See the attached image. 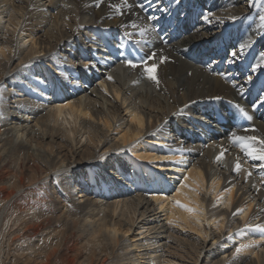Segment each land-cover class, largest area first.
<instances>
[{
  "label": "bare ground",
  "instance_id": "1",
  "mask_svg": "<svg viewBox=\"0 0 264 264\" xmlns=\"http://www.w3.org/2000/svg\"><path fill=\"white\" fill-rule=\"evenodd\" d=\"M191 1L193 8L187 0H140L146 10L118 15L108 5L119 0L99 7L96 0H0V229H15L14 248L0 245V264H145L143 256L156 264L167 254L193 264H264V232L244 228L264 224V167L227 135L264 138V117L255 118V96H264V7ZM184 5V27L174 19L161 35L160 17ZM209 12L211 24L203 19ZM230 15L237 20L217 24ZM132 21L155 26L137 43L144 57H168L157 67L158 84L111 53L109 43H130L124 33L132 29L121 25ZM187 27L189 36L171 42ZM241 43L251 47L227 63ZM89 61L98 63L86 71ZM229 101L248 111L255 133L234 127ZM221 145L227 151L218 162ZM237 156L246 170L239 174ZM116 191L123 201L114 200ZM137 215L152 239L130 237Z\"/></svg>",
  "mask_w": 264,
  "mask_h": 264
},
{
  "label": "snow or ice",
  "instance_id": "2",
  "mask_svg": "<svg viewBox=\"0 0 264 264\" xmlns=\"http://www.w3.org/2000/svg\"><path fill=\"white\" fill-rule=\"evenodd\" d=\"M104 0H96V6L99 7L100 4H102ZM113 11L118 15H123L125 11L132 12L133 9L139 8L141 11L144 9V5L140 0H119L118 3H109L108 5ZM214 14L209 12L204 14L203 19L206 23L211 24L212 18ZM157 19L156 16H149L147 17V20L149 22L155 21ZM225 19L231 20L232 22H235L237 20V16L230 15L227 18H217V24H224ZM261 20L264 21V16H261ZM121 27L125 29H132V31H125L124 36L126 39H128L130 42L133 41L134 37H139L140 39H136L135 43H142L144 42V38H146L147 34L154 30V25L149 23L148 25H141L136 23L135 21H132L130 23H124L121 25ZM166 44L167 41H164ZM251 45L248 43H241L237 46V48L233 49L230 53V59L227 61V63L235 64L237 60L241 59L244 55V50L246 48H250ZM262 59H264V53H261ZM168 57L166 56H157L156 53H152L148 56L143 57L140 61H134V60H123L122 63H124L127 67L136 69L138 67H143L144 72L147 74V77L149 80L159 83L158 78L156 76V70L159 64L167 62ZM147 61H152L151 65L147 63ZM98 62L89 61L84 64L85 70H89L92 68H95L97 66ZM261 65L257 64L255 67L251 69V71H256V68L260 67ZM217 76L223 77L225 80L228 78V73L226 72H217L215 73ZM109 80L112 79V77H108ZM246 82H251V75L247 77ZM232 87L236 88L239 95L243 96V85H241L239 88H237L236 83L232 82ZM214 99L219 100L220 97H214ZM260 105L264 106V96L259 97ZM229 104L235 109L236 112H238L242 117H244L246 120H252V116L249 115L248 111L241 107L239 103H234L232 101H229ZM253 110L257 107V105L253 104L251 106ZM165 124L167 121L164 122ZM244 132H252L255 133L257 131L254 127H245L243 128ZM228 138L232 144H238L239 150L241 153H243L244 157L247 159H250L252 161H258L260 162L258 165H255V167H264V138L258 137L256 135H238L236 131H230L228 134ZM181 153L184 151L183 149L179 150ZM227 149L223 148L221 145V151L219 155L216 156V160L219 162L223 160L225 156V152ZM167 155V154H165ZM176 165H181L184 163L183 159H179L174 161ZM235 173L239 174L243 171H246L242 167L241 158L239 156L236 157L234 168L232 169ZM252 173L250 171L247 172V175L245 176V179L247 180L248 177H250ZM184 180L187 179V177H183ZM260 179L262 182H264V172L260 173ZM181 187H186L185 184H181ZM192 191H196L195 189H192ZM230 191V189H229ZM198 194V193H197ZM166 198V197H165ZM178 207L184 208L185 206L180 204L178 201L176 202ZM186 211L191 212L192 209L186 208ZM238 212L243 215L244 210L239 209ZM233 215H236V213H233ZM169 223L171 224L172 221L170 220ZM244 228L246 229H252L255 228L256 230H259L261 232H264V224H252L250 222H245ZM243 229H240L238 231H242ZM245 245H240L235 249V253L238 255L241 253V251L245 248Z\"/></svg>",
  "mask_w": 264,
  "mask_h": 264
},
{
  "label": "rangeland",
  "instance_id": "3",
  "mask_svg": "<svg viewBox=\"0 0 264 264\" xmlns=\"http://www.w3.org/2000/svg\"><path fill=\"white\" fill-rule=\"evenodd\" d=\"M258 6L260 7V8H263L264 7V1L263 0H260L259 1V3H258ZM4 22H5V24L8 22V19L7 18H5L4 19ZM7 25H8V23H7ZM9 27V26H8ZM12 31H14L15 29H13L11 26L9 27ZM238 29H240V28H238ZM245 29H248V27H246ZM116 39V38H115ZM27 40H24L23 42H26ZM113 45H115V43L113 44ZM120 46V45H119ZM24 47H29V44H25L24 45ZM35 58H37V59H40V57H41V55H39V54H36L35 56H34ZM40 66V69L41 68H44L45 69V73L47 74V72L49 71V69L47 68L48 67V65H47V67H45L44 65H42V64H40L39 65ZM53 72L55 73V74H57L58 73V71L56 70V69H53ZM96 84H99V83H96ZM77 138V140L78 141H81V142H83V144H87V141L85 140V138H84V136H77L76 137ZM103 151H104V149H101V151H100V153H103ZM7 168H8V171H10V172H14V170H13V167H12V164H9L8 166H7ZM116 192H118V191H116ZM27 194V193H26ZM28 195V194H27ZM29 196V195H28ZM113 198H114V200L115 201H118V202H120V200L121 201H123L122 200V195H121V193L120 192H118V193H114L113 194ZM123 203V202H122ZM10 209V210H9ZM8 209V213L10 214V215H14L15 214V210H14V207L12 206V207H10ZM144 224H145V222L141 219V217H139V215H137L136 217H135V223H134V229L130 232V237H132V236H137L136 237V239H138V241H141V240H144L145 239V237H147V238H149V239H152L153 237H152V235H150V234H148V231L146 230V228H145V226H144ZM1 231H0V245H2L3 247H7L9 244L10 245H12V248H14V245H15V243H14V245H13V243L11 242V239L12 238H15L14 236H15V229L11 226V225H9V226H3L2 227V229H0ZM136 230V231H135ZM22 241H24V240H22ZM18 244H19V242H17ZM16 243V245H18ZM154 247H152V249H153ZM148 249L149 248H143V249H141L140 250V252H141V254H143V255H145L147 252H148ZM165 251H167V249H165ZM155 255H160L159 253H156ZM166 256H168L166 259H164V258H159L158 259V262L156 263V264H193L191 261H188V260H181V259H178V260H176V259H171V258H169V254H167ZM12 256H10V258L9 259H11L10 261H12L13 260V258H11ZM148 259V256H143V262L146 264V260Z\"/></svg>",
  "mask_w": 264,
  "mask_h": 264
}]
</instances>
